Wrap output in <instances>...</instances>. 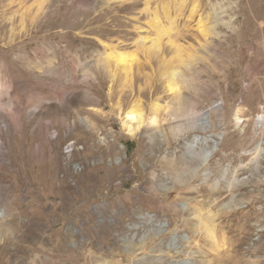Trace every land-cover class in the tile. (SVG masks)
Segmentation results:
<instances>
[{"label":"rangeland","instance_id":"374dc122","mask_svg":"<svg viewBox=\"0 0 264 264\" xmlns=\"http://www.w3.org/2000/svg\"><path fill=\"white\" fill-rule=\"evenodd\" d=\"M263 113L264 0H0V264H264Z\"/></svg>","mask_w":264,"mask_h":264},{"label":"bare ground","instance_id":"6f19581e","mask_svg":"<svg viewBox=\"0 0 264 264\" xmlns=\"http://www.w3.org/2000/svg\"><path fill=\"white\" fill-rule=\"evenodd\" d=\"M131 60H132V58L127 53L116 50L114 48H111L110 51L107 52V55H106V61L108 62V64H112V63L116 64L117 66L123 67L124 70H126L127 67L130 66ZM177 74H178V72H175V71H173L170 74L171 83H169V84L171 86V90H174L178 87L177 82L174 79L175 75H177ZM160 109H161V107L159 106V104L158 105L156 104V106L154 108V111H155L154 113L156 114V118L153 120L154 123H156L158 121L157 117L159 115ZM143 116H144V107H143L141 100L134 101L133 103H131L129 105L128 110H126V117L129 120H137L140 124H142ZM176 117H178V116H176ZM262 123H263L262 124V131L264 133V113L262 115ZM190 140H191V143H195L194 139H190ZM199 144L201 146L205 147L209 151V149L212 148L213 142L212 141H208V142L204 141V142L199 143ZM166 145H167V147H174V145H176V142L169 141ZM161 149H162V147H161ZM145 157L147 160H149L151 162H153L155 159V156H153L150 153H147ZM180 163L181 164L186 163L187 165H190L192 162L181 157V160L175 164H173L171 162L168 164L166 163V164H167V168L170 169V171H172L178 175L181 173V170H182V168H181L182 166L180 167ZM189 168H187V169H189ZM182 172H183V170H182ZM199 213H200V216L199 215L198 216L200 218L201 227L205 231L207 236L212 239L213 245L215 247L214 249H217V248L219 249L222 246L224 247L225 242L223 241V245L221 246L219 243V240H218L219 238H218V232H217V225L215 224V221H214V215L211 214V215L205 217L203 215L201 216V211H199ZM213 245H212V247H213ZM239 249H240V246H238L236 248L237 251H239Z\"/></svg>","mask_w":264,"mask_h":264},{"label":"trees","instance_id":"16d2710c","mask_svg":"<svg viewBox=\"0 0 264 264\" xmlns=\"http://www.w3.org/2000/svg\"><path fill=\"white\" fill-rule=\"evenodd\" d=\"M126 147H128V145L126 144Z\"/></svg>","mask_w":264,"mask_h":264}]
</instances>
